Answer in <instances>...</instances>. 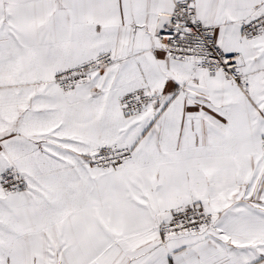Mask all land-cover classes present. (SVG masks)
Masks as SVG:
<instances>
[{
  "label": "snow or ice",
  "instance_id": "obj_1",
  "mask_svg": "<svg viewBox=\"0 0 264 264\" xmlns=\"http://www.w3.org/2000/svg\"><path fill=\"white\" fill-rule=\"evenodd\" d=\"M0 264H264V0H0Z\"/></svg>",
  "mask_w": 264,
  "mask_h": 264
}]
</instances>
